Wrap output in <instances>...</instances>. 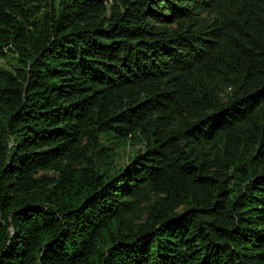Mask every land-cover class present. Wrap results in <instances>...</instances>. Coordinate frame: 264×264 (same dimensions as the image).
<instances>
[{
  "label": "trees",
  "instance_id": "16d2710c",
  "mask_svg": "<svg viewBox=\"0 0 264 264\" xmlns=\"http://www.w3.org/2000/svg\"><path fill=\"white\" fill-rule=\"evenodd\" d=\"M0 58V264H264V0H0Z\"/></svg>",
  "mask_w": 264,
  "mask_h": 264
},
{
  "label": "rangeland",
  "instance_id": "374dc122",
  "mask_svg": "<svg viewBox=\"0 0 264 264\" xmlns=\"http://www.w3.org/2000/svg\"><path fill=\"white\" fill-rule=\"evenodd\" d=\"M11 56V54H10ZM9 56V57H10ZM15 61L13 58H8L5 59H1L0 58V66L1 65H4L6 67H12L14 66L15 64ZM116 147V151H117V158H116V163L118 166H121L125 163L128 162V157L129 156H132L134 154V152L140 147L139 145H136V146H130V145H124V144H118L115 146Z\"/></svg>",
  "mask_w": 264,
  "mask_h": 264
}]
</instances>
